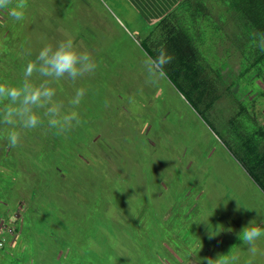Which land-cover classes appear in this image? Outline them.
<instances>
[{
    "label": "rangeland",
    "instance_id": "1",
    "mask_svg": "<svg viewBox=\"0 0 264 264\" xmlns=\"http://www.w3.org/2000/svg\"><path fill=\"white\" fill-rule=\"evenodd\" d=\"M181 1L8 0L0 8V83L18 86L42 47L67 38L97 65L50 85L61 114L78 113L71 127L52 129L47 107L34 109L42 123L17 125L13 148V126L0 120V159L23 160L0 174V264H247L236 233L264 220V195L224 131L238 105L251 115L237 120L244 132L252 118L264 128V58L254 66L264 43L228 0H201L212 17L189 37L219 77L218 100L201 117L161 68L150 70L143 47ZM20 5L16 21L9 9ZM80 88L85 95L73 105ZM217 225L234 231L209 239ZM256 247L253 264H264V239Z\"/></svg>",
    "mask_w": 264,
    "mask_h": 264
},
{
    "label": "trees",
    "instance_id": "2",
    "mask_svg": "<svg viewBox=\"0 0 264 264\" xmlns=\"http://www.w3.org/2000/svg\"><path fill=\"white\" fill-rule=\"evenodd\" d=\"M225 5L237 14L238 22L240 20L264 43V0H228ZM211 17L206 4L201 0H183L173 13L157 23V32L150 33L143 46L151 61L157 60L161 55L170 57L159 68L201 117H208L207 111L218 100L219 77L210 74L208 64L198 53L189 34H196L199 31L196 24L208 22ZM183 20L187 23L181 25ZM262 58L264 57L258 56L254 66ZM237 112V116L231 119L244 120L243 118L251 116L242 105H238ZM237 120H229L224 139L232 145L238 156L236 160L264 195V128L252 118L254 129L247 133Z\"/></svg>",
    "mask_w": 264,
    "mask_h": 264
},
{
    "label": "clouds",
    "instance_id": "3",
    "mask_svg": "<svg viewBox=\"0 0 264 264\" xmlns=\"http://www.w3.org/2000/svg\"><path fill=\"white\" fill-rule=\"evenodd\" d=\"M7 7L8 0H0V8ZM23 7L20 5L17 8L9 9V15L16 21L22 20ZM169 60L170 57L161 55L157 60L151 62L150 70L158 69ZM96 66L90 53L79 51L73 39L67 38L54 46L49 44L42 47L35 59L26 66L25 79L18 86L10 87L6 83H0V100L7 101L2 114H0V120L6 125L13 126L6 136L8 144L14 148L19 143L20 134L16 130L17 125L23 129H35L42 123L41 117L34 109L47 107V123L52 129L63 130L71 127L73 122H78V113L75 111L61 114L60 105L53 102L56 90L50 85L65 77L75 81L85 74L94 72ZM33 73L44 78L38 85L30 79ZM84 95V89H77L71 104L79 105ZM261 225H264V220L252 219L236 233L237 238L241 241V246L246 247L251 254L247 264H253L258 251L256 242L264 239V227ZM217 226H219V230L214 234L209 231V239L216 237L222 231H234L231 227L225 229L223 225ZM233 260L235 257L225 258L219 260L218 264H232ZM212 261L213 259H208L207 264H212Z\"/></svg>",
    "mask_w": 264,
    "mask_h": 264
},
{
    "label": "crops",
    "instance_id": "4",
    "mask_svg": "<svg viewBox=\"0 0 264 264\" xmlns=\"http://www.w3.org/2000/svg\"><path fill=\"white\" fill-rule=\"evenodd\" d=\"M167 15V14H166ZM165 15V16H166ZM164 14L161 15V19L163 18ZM160 19V20H161ZM158 20L157 23L160 21ZM156 23V24H157ZM23 162L22 158L17 157L16 155L13 156L12 154L8 156H4V159H0V174H5V173H11L14 172L15 170H12L13 167H16V165H21ZM3 177V176H2ZM0 175V183L4 181V178H2ZM252 182V180L250 179ZM254 184V183H253ZM255 185V184H254ZM259 190V189H258ZM4 215V213H2ZM5 219V218H4ZM1 253V252H0ZM1 254L5 255V252H2Z\"/></svg>",
    "mask_w": 264,
    "mask_h": 264
},
{
    "label": "built area",
    "instance_id": "5",
    "mask_svg": "<svg viewBox=\"0 0 264 264\" xmlns=\"http://www.w3.org/2000/svg\"><path fill=\"white\" fill-rule=\"evenodd\" d=\"M4 234H11V230H6L3 232ZM0 246H2V243H0Z\"/></svg>",
    "mask_w": 264,
    "mask_h": 264
}]
</instances>
